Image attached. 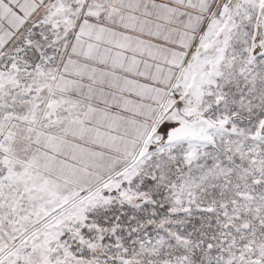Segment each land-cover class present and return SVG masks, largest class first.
<instances>
[{
  "label": "snow or ice",
  "instance_id": "1",
  "mask_svg": "<svg viewBox=\"0 0 264 264\" xmlns=\"http://www.w3.org/2000/svg\"><path fill=\"white\" fill-rule=\"evenodd\" d=\"M0 264H264V0H0Z\"/></svg>",
  "mask_w": 264,
  "mask_h": 264
}]
</instances>
